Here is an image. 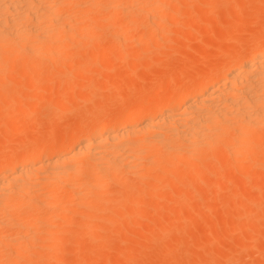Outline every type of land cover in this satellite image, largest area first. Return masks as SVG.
I'll list each match as a JSON object with an SVG mask.
<instances>
[{
  "label": "bare ground",
  "instance_id": "obj_1",
  "mask_svg": "<svg viewBox=\"0 0 264 264\" xmlns=\"http://www.w3.org/2000/svg\"><path fill=\"white\" fill-rule=\"evenodd\" d=\"M192 1L193 0H0V92L2 93L4 91L3 89H8L9 84H6L5 88L3 82L5 81L4 83L7 82L11 84L13 78H10L9 82L6 81V79L11 77H8L10 71H16L15 65L19 63L24 65L37 63L47 68L54 67L56 69L57 67L55 66H60L61 63H63L62 66L65 65V71L63 74L62 71H60V77L71 74L70 68L72 67L71 63L74 60L73 58L79 54L80 56L78 57L81 58L83 55L82 50L86 47L83 41L87 42V40L93 37L98 40V37L100 39V36H102V34L95 35L97 29H103L101 28L103 26H99L100 24H106V26L109 24H140V22H138L139 20L136 18L139 14H145L147 16H145L147 18H145V21H147L141 23L143 26L145 22L142 35L132 38L130 32L133 26H131V29L127 28L129 33L126 29L114 31L113 28L111 30L109 27L108 30L106 29V34L103 35L104 37L109 31L110 47L114 44L123 45V48L121 46L122 49L119 47L121 49V54L124 53L127 47L126 43L130 40H133L137 46L141 45V49H143V41L152 40L154 38L158 40L157 37L166 32L164 24H167L169 21L171 24L183 22L179 18H182V15H180L181 10H185V8H182L186 6L184 5L186 2ZM230 1L231 0H225V3L226 5L231 3L232 8V1L234 0ZM204 3L211 7L215 5L214 0H207ZM254 3L255 2H253V4ZM221 8H223V6ZM96 9H98V11L93 16ZM163 9H171V11H175V14L180 12V16L174 15L170 17L168 15L172 14H169L170 12L168 13ZM183 12L181 14H183ZM234 12L236 14V10H234ZM227 17L229 18V16ZM118 18L123 21L117 23L116 20ZM232 19L234 18L232 17ZM99 31L101 32V30ZM102 31H105V28ZM161 40L163 39L161 38ZM239 42L238 44L240 45ZM244 43V48L241 47V49L236 47L238 44L236 45L233 43L234 45L229 49H225L226 51L221 50L220 57L216 60V63L214 64V62H211L213 65L210 63L212 69L203 68L204 70L202 69V73L199 75V71V76L196 78H194V73H190V75H194H192L193 77L191 76L192 78L189 75L188 77L186 76L184 80L177 82L170 79L165 84L159 85V87L164 90H170L169 93L164 97L159 94L158 96H153L145 103L138 104L139 102H136V106L130 113H124V115L118 116L119 118L117 117V119L115 118L111 121L105 120L106 123L103 122L104 120L100 122L99 119H97L99 121L97 122V120L91 119V121H86L85 123L88 117H85L84 114L82 115L85 117L83 119V117L79 115L84 122L82 121V123L80 117H78V122L81 123L79 126L81 127L77 129L78 131L75 130L77 133L73 131V133L70 132V134H66L65 132L64 135H60L61 138H50L51 140L47 141L48 144L44 146H41V144L39 145L38 142L35 143L31 140H27L30 138L27 137L24 128L23 130L25 132L19 133L23 136L26 135L23 137L24 140L26 138L24 141L25 143L23 142L24 145L20 148L18 147V150L15 149L14 152L12 151L7 153L6 156L0 157V264H28L34 258H30V260L28 259V255L31 254L30 257H32V253L34 252L37 254L36 252L38 250H41V252L45 250L46 253L47 251L53 252L50 256L48 255L49 253H47L45 255L47 258H44L45 256L43 257L40 255L39 253L41 252L39 251L37 255L38 262L41 261V264H46L45 262L49 264V262H52L57 251H59V249L61 251L62 249L58 247L66 231L64 228L65 224L71 221L74 213L79 210L82 212V209H80L81 207L94 208L95 205L93 204L96 199L104 195L101 193L102 191H99L101 187L116 182H126L130 177L136 178L135 185L137 182H143L144 185V183L146 184L147 182L143 179L147 178V174L152 176V173L158 171L156 173L159 174V171H162L164 176L162 175L163 177H161V179H157L158 182L152 184L153 186L151 185L153 188L150 191L154 192H146L144 190V188H146L145 186H141V188H135L134 186L135 190L130 192V189L127 191L128 193L126 192L127 194L124 193L127 195L128 200H131V196H135L136 202L146 205L148 200H151L149 197L155 198V196L160 195L159 192L157 194L155 190L166 187V192L169 193L170 191L171 193H175L176 191H181V187L188 185V191L186 193L184 190L182 191L183 193L181 192V194L186 195V198L184 197L185 199L197 195L201 190L206 191L210 186V193L212 192L214 195L218 194L219 196L221 190L226 187L225 184L227 183L224 182H228L230 173L232 174L234 171H240L241 174L243 170L245 171V169H247L249 164L252 166V170L250 167L251 172L264 169V34L257 40L254 39L253 41ZM13 45L14 47L16 46V49L10 47ZM200 46L203 45L201 44ZM108 47L102 48V53L99 54L96 60L99 62L102 61L101 58H104L105 52L107 54ZM181 48H184V45ZM214 50L215 49H213V51ZM135 51L134 54L138 56L133 55L135 57H140L144 50L138 51L137 49ZM148 51L147 49V53L153 54L152 51ZM125 53L127 54V51ZM119 56L124 59L123 56ZM149 57L150 56H143L142 58H144V60L146 58L147 60ZM196 58L199 57L196 55ZM115 59L118 61V57ZM122 59H119V61L123 62ZM94 61L93 64L95 63ZM93 64L89 65L92 66ZM118 65L121 64L119 63ZM126 66L130 68L128 63ZM192 67H194V65H192ZM21 72L23 73L24 71ZM24 76V74L23 76L19 75V78H25ZM64 77L62 78L64 79ZM187 78L188 80H186ZM67 79L66 81H68ZM16 80H14V84L19 79ZM62 80L61 84H58L65 87L62 88L60 94L58 91V94L61 95L64 106L68 101V91L72 87L68 90L66 82H64L63 85ZM185 80L187 81V88L179 90L178 87H181L179 85L182 84V81L184 84ZM58 87L57 85V89H59ZM35 91L36 90H34V92ZM103 91L106 92V90ZM71 92L69 91V93ZM143 92H140V95ZM24 98L25 97H22V99ZM138 98L140 97H137V99ZM14 100L11 99V101ZM30 100H33V98ZM34 100L38 102H31L32 106L34 105V107L36 106L37 108V105H39L38 103H41L39 102L41 99L38 100L36 98ZM1 101L2 100H0V102ZM8 101L9 105L4 102L6 104L4 108L6 109V114L8 113V116H6L10 119L7 118L10 124L8 128L10 127L11 130V125L15 124V120L13 122V119L17 120L16 123L18 122L19 125L15 124V126L19 127L20 122L18 120H20V118H13V115L10 114L11 112L9 110L13 109V103L10 104V100ZM20 103H22L21 100ZM62 109L61 106L60 110L62 111ZM0 111L4 112L3 110ZM2 114L4 115L5 113ZM23 122L24 120L21 121L20 128L24 126ZM14 129H16V127ZM12 131L16 132L17 130L15 131L12 129ZM19 131H21V129ZM211 152L213 153L214 162L207 161L203 157V155H208V153ZM262 156L263 158H261ZM179 165H182V168L184 167V170L181 168L183 173L186 172V174L189 173V175L185 174L186 176L184 175V178L182 177L179 179L175 171V169H177L176 167H179ZM196 167H199L198 169L200 170L203 169L201 171L196 170ZM185 168L188 170L186 171ZM223 169L227 170L225 174H223V172L226 170L224 171ZM218 170L223 171L222 174H220L221 172L219 173ZM196 171L198 173L195 174L194 172ZM212 171H214L212 178L211 176L208 177L207 173L210 172L208 173V175H210ZM246 171L243 172L246 174L241 175L246 176L248 174ZM177 172L179 171L177 170ZM205 172L207 173L205 174ZM248 176L244 177L246 182H248ZM244 179L242 180L243 183H245ZM185 180H188L189 183L185 184ZM221 182L224 185L223 188ZM137 185L139 186V184ZM244 185L245 184L242 185L243 189L245 188L244 190H247V187H244ZM142 187L144 188L142 189ZM225 191L226 188L222 192L224 193ZM210 193L207 192V194ZM177 194H180V192H177ZM207 194H205V196H207ZM229 194V199L234 204H236L238 199H240L241 202L243 199H247L245 201L243 200L244 202H242L243 204L241 206L246 205L245 202L248 201L247 203H250L253 200L250 199L249 196H246V193H241L240 197L238 194H233L234 196L231 193ZM199 195L201 196V194ZM214 195H212L213 198H217V196L214 197ZM221 196H223V194ZM119 197H122V195L120 194L118 198ZM247 197L251 200L250 202ZM263 197L264 196H260L258 198L261 200ZM132 198L134 199V197ZM199 198L200 197H198V199ZM257 200L258 199H254L255 202L253 201L254 203L251 204H253V206L256 204L257 206ZM115 201H117V199ZM261 201H259V203ZM213 202L214 204L217 203L215 199ZM117 206L119 205L117 204ZM203 206L204 205H201V207ZM199 207L200 206H198V208ZM90 209L88 210L90 211ZM118 209L119 208H115V210ZM250 213L249 216L244 212L243 215H246V217L242 216V219H245L243 221H245L246 225L250 218V221L253 220L252 212L250 211ZM88 214L87 216H89ZM91 214H93V212ZM117 214L119 213L117 212ZM117 214L115 217H117ZM123 214L121 213V216H130L127 213V215L125 213ZM178 215L179 212H174L171 222H173L174 219V222L178 221L176 219L181 218V215L177 217ZM119 216L120 214L118 217ZM123 216L121 218H123ZM247 216L250 218L247 219ZM108 217H110V215H108ZM113 217L112 219H116ZM126 218L127 220L129 219L128 217ZM126 218L124 220H126ZM107 219L104 220L107 221ZM109 219H111V217ZM117 219H119L117 221L118 227L115 224L116 221L113 220V222L115 221L114 226H116L118 230V224H121L123 219L121 221L120 218ZM189 219L191 222V218ZM113 222L111 221L110 223L112 224ZM102 223H104V221ZM170 224L172 225V223ZM242 224L245 225L244 222ZM191 226L189 225L188 227L190 228ZM89 227L90 228H84L83 230L86 229L85 231L82 230L83 236L81 235V237L92 234L94 226L90 225ZM95 227L97 228L98 226L95 225ZM165 227L168 229L169 225ZM235 227L237 228V226ZM164 228H161V231ZM182 229H184V227ZM182 229L180 228L181 231ZM207 229L209 228H206L204 231L208 232ZM159 230L160 229H158V231ZM177 230L175 229V233L179 231ZM99 231H101V229ZM163 231L167 233L166 229ZM209 231L211 230L209 229ZM76 232L78 233V231L75 230V233ZM149 233L148 235H150ZM84 234H86V236ZM209 234L211 235L210 232ZM112 235H114V232ZM202 239L201 237V239L197 240V242L200 240L197 247L202 243ZM213 239L214 237L206 240L211 245L213 241L212 243L209 241ZM254 239L256 243V238ZM206 240L204 241L206 242ZM246 241L248 240L246 239L245 242ZM208 243H206V246ZM201 245L203 246V244H200V247ZM169 250L167 251L169 252ZM231 250L227 251V253L232 252ZM211 252H213V250ZM167 254L170 255V253ZM204 255L206 254H203V256L202 254H197V259L202 257L200 261L197 260L199 263L201 261L205 262V260L207 263L208 260H212V264H216L213 262L214 258H212L210 254L206 257ZM216 256L219 255L217 254ZM208 257L211 258L209 259ZM37 261L35 263H37ZM127 261L131 260L127 259ZM210 262L207 264H211Z\"/></svg>",
  "mask_w": 264,
  "mask_h": 264
},
{
  "label": "rangeland",
  "instance_id": "obj_2",
  "mask_svg": "<svg viewBox=\"0 0 264 264\" xmlns=\"http://www.w3.org/2000/svg\"><path fill=\"white\" fill-rule=\"evenodd\" d=\"M206 1L207 0H193L192 2H186V4H184L186 6L182 8V9L185 8V10L183 11L186 12H183L182 10L181 13L183 12V14L179 12L180 15H182V18L179 17L180 16L179 13L175 14V11H171V9H163L164 11L166 10V12L168 13L170 12L169 14H172L168 16L171 17L176 15L183 22L179 24H171L169 21L167 22V24H164V28L166 29V32L160 34L161 36L159 35L157 37L158 40L154 38L152 40L143 41L144 42L143 44L140 43L142 44L143 49H141L140 44H139L140 46H137V44H135L133 40H130L131 42L128 41L126 43L127 47L125 48L123 54H121V49L123 48V45H121L122 48L120 45L117 44L111 45L110 47L109 31L107 33L108 36L105 35L103 37V35L106 34L107 32L106 29L108 30L110 27V29L112 30L113 28L114 31L118 29L128 30L129 28L131 29V26H133L132 31L130 30L131 31L130 34L132 35V38H136L138 37V35L143 34L144 32L143 26H145L144 24L147 21V20L145 21V18L147 16L145 14L144 15L139 14L136 19L139 20L138 22H140V24L138 23L133 25L129 24L130 27L128 24H124V25L109 24L110 26L107 25L108 27L106 26V24L105 25L100 24L99 26H103L101 27L103 29H99L101 30V32L97 29L99 32L96 30L95 35L102 34V36H100V39L98 37V40L96 38L94 39V37L93 38L90 37L93 40L90 39L87 40V42L83 41L84 46L86 45V47H84V49L82 50L83 55L81 56V58L78 57L80 56V54L77 56L75 55L76 57L73 58L74 60L72 59L73 60V62L71 63L72 67L70 68L71 74H69L68 76L64 75L65 77L62 76L64 77L65 81L62 77H60L61 76L60 71H62V74L65 71L64 68L65 65L62 66L63 63H61L60 66H55L59 70H57L54 67L47 68L37 63L31 65H27V64L24 65L19 63L15 65V67L17 68L16 69L14 67L16 71L15 72L10 71V73L8 72L9 73L8 77L9 76L11 77L6 79V81L9 82L10 78H13L12 81L13 83L11 82L10 84L7 82L4 83L5 81L3 82L5 88H6V84L7 85L9 84V86L10 85L11 86L10 87L8 86V89H3L4 91L6 90L5 92L3 90L2 93L0 92V100H2L0 102V104L2 103L0 105V108H4L6 104L9 105L8 100H10V104L13 103L12 104L13 109H10L9 111L11 113L10 112L9 113L13 115V118H20V120H18L20 122V126H21V121L24 120L23 122L24 126H22V128H20V126L19 127L15 126V124H18V122L16 123L17 120L13 119V122L15 120V124L11 125V127L13 130L15 131L17 130V131L14 132L12 131V129L10 130V127L8 128V126H10L8 122L10 119L9 117H7L8 113L6 114L5 108L0 109L4 111V112L0 111V157H4L6 156L7 153H10L12 151L14 152L15 149L18 150V147L20 148L22 145H24L23 142L26 140V138L24 140L23 137L26 135L28 138H30L27 140H31L32 142L35 143L38 142L39 145L41 144V146L42 145L44 146L47 145L48 144L47 141H50L51 139H58L59 137L61 138L60 135H64L65 132L66 134H70V132L73 133V131L81 127L79 126L81 125V123L78 122V117L84 114L85 117H88L89 119V120L88 119L85 120V123L86 121H91V119L95 121L99 119L100 122L104 120L103 122L106 123L107 120L111 121L115 118L117 119L118 116L120 117L121 115H124V113L128 114L132 111V109H134V107L136 106L135 104L136 102H139L138 104L145 103L149 101L153 96H158L159 94L160 96L164 97L169 93L170 90L169 91L164 90L163 88L159 87V85L165 84L170 79L173 81L175 80L176 82L180 80H184L186 76L188 77L190 75V73H194L195 74L194 78H196L200 75V73H202L203 68L206 69L208 68L209 70L212 69V67H210V63L211 62L212 63L214 62V64L216 63V60L220 57L221 50L226 51L225 49H229L234 44L237 45L239 40H240L239 42L240 45L238 44L239 46L237 45L236 47H239L238 49H241V47L244 48V44H245L244 42L253 41L254 39L257 40L264 34V0H240V1L231 0L233 2L232 8H231V3L226 5L225 0H214L215 5L213 7L207 6V4L204 3ZM253 2L255 3L253 4ZM222 6L223 8H221ZM241 7L243 10L241 9ZM234 10H236V14L238 13L237 15L235 14ZM97 11L98 9L95 10L94 14L93 13L91 14H93L94 16L97 13ZM226 14L227 16H229V18L226 16ZM225 17L228 19H226ZM232 17L234 19H232ZM122 21L123 20L119 18L116 20L117 23H120ZM143 21L145 22L142 26L141 23H143ZM104 28L105 31H102L104 30ZM161 38L163 40H161ZM223 41L226 43H224ZM201 44L203 46H200ZM183 45L184 48H181ZM10 47L16 49V46L14 47V45ZM104 47H108L107 50L108 52L107 54L106 52L104 53V58H101L102 61L99 62L96 59L99 57V54L102 53L101 51L102 48ZM202 47L206 49L204 50ZM137 49L138 51L141 50L147 51L148 49L149 50L148 52L152 51L153 54L147 53L146 51L145 53L143 51L142 54L140 55L141 58L135 57L134 55L137 54L134 53L136 52L135 50ZM213 49L215 50L213 51ZM126 51L127 54L125 53ZM198 51L199 53L201 51L202 54L201 53L199 54ZM119 55L123 56L125 61ZM196 55L199 58H196ZM143 56L145 57L150 56V57L147 58V60L146 58L144 60V58H142ZM117 57H118V61L119 59H122L123 62L119 61L121 65H118L119 63L117 64L118 61L117 59H115ZM182 59L183 60L186 59V60L183 61ZM93 61L95 62L94 64ZM127 63L129 64L130 68L126 66ZM89 64H93V65L90 66ZM201 64L203 65V67ZM106 65H108L109 67ZM192 65H194V67H192ZM41 70L42 72L40 73ZM21 71H24L26 73L24 72L22 73ZM23 74L25 75L24 76L25 78L23 77L19 78V75L23 76ZM192 75H190V77ZM15 78L19 80L17 81ZM66 79L68 81H66ZM14 80H16L19 85L17 84V82L14 84ZM61 80L63 82L62 83L63 85L64 82H66V87H68L67 88L68 90L72 87L69 90L70 92L71 91L72 92L69 93L68 91L69 96L67 103L65 102L66 106L65 105L63 106L61 95H59L62 88L65 87L59 85L61 84ZM186 80H188V78ZM186 80L184 84L183 81L181 82L182 84H180L179 82L180 84L179 86H181L178 87L179 90H184L187 88ZM12 84L13 85L17 84V85L13 86ZM57 85L59 86L58 87L59 89H57ZM30 88L32 89V91ZM34 90H36L35 91L36 93L34 92ZM103 90H106V92ZM140 92H143L141 94L143 96L140 95ZM22 97L25 98L22 99ZM35 97L38 100L41 99L39 100V102L41 103H38L39 105H37V108L36 106L34 107V105L32 106V103L37 101L34 100L36 99ZM137 97L140 98L137 99ZM32 98L33 100H30ZM11 99L13 100L15 99L17 101L15 100L11 101ZM19 99L21 100L22 103H20ZM61 106L64 109V110L62 109V111L60 110ZM2 113L5 114L3 115ZM82 117L83 119L85 118L84 116ZM83 119H81L80 117L81 122L82 121L84 122ZM99 121L97 120V122ZM14 126L16 127V129H14L15 128ZM18 128L19 130L21 129V131H19ZM23 129L26 131V135L24 136L22 134L21 135L19 134L25 132ZM74 133L77 132L75 131ZM203 157L207 161L214 162L212 152L208 153V155H203ZM261 158H263V156ZM250 167L252 170V166L250 164L247 167V169L249 170L245 169V171L247 170L246 172H248L246 176L249 175L248 176L249 178L247 180L248 182H246V179H244V177L246 176L241 175V174H246L243 173L245 172L244 170L241 172V174L240 171L239 172L234 171L232 174L230 173L228 182H224L227 183L225 184L226 185L225 187L226 191L224 192L225 194L222 192L225 190V188L221 190L219 196L218 194L214 195L211 192L212 195H214V197L217 196V198H213V196L211 195L210 193L211 186H210L206 191L201 190L197 193V195L185 199L186 195L181 194V192L184 190L186 193L188 191V185L185 186L182 185L183 187H181L182 188L181 191L175 192L171 190L172 192L175 193H171L170 191L169 193L166 192L167 187L161 188L159 190L158 189L155 190L157 191V194L159 192L160 195L155 196V198L149 197V199L151 200H148V203L146 205L139 204L138 202H136L137 200L135 196H131V200L127 199V195H126L128 193L127 191L131 189L130 192H132V190H135V188H141V186H145L146 188L142 187V189L144 188V190L146 192L148 191V193L154 192V191L152 192L150 191L153 188L152 184L158 182V180L164 176V173H162V171L161 172L159 171V174L156 173L158 171L152 173L153 177L147 174L146 175L147 178L143 179L146 180L147 182L146 184L144 183V185L143 182L142 183L137 182L139 186L137 184L135 185L136 178L130 177L126 182H116L111 185L101 187L99 188V191H102L101 193L104 194L103 195L104 197L99 196L96 199L95 203L93 204L95 205L94 208L90 209L89 207H83V208L81 207L80 209H82V212L81 210H79L78 212L74 213L72 215L71 221L65 224L64 228L66 231L64 236L61 238L58 247L62 249L61 251L60 249L59 251H57L58 254L56 253V255L58 257L55 255L53 261L49 262V264H201V262L202 264L203 263L207 264L210 261H211L210 263L212 264V260L210 261L208 260L207 263L206 260L205 262L201 261L199 263L202 257L197 259V254H202V256L203 254H206L204 255L205 257L207 255L209 256L210 254V256L214 258L213 262H215L216 264H257V263L263 264L264 263V197L263 199H261L262 201L259 200L258 197L264 196V169L254 170L253 168L254 171L251 172ZM176 168L177 169H175V171L176 174L178 175V178L179 179L182 177L184 178V175L186 174V172L183 173L184 167L182 168V165L181 166L179 165V167ZM181 168L183 170H181ZM198 168L196 170H200ZM177 170L179 172H177ZM187 170L188 169H186V171ZM220 170H218V172L219 173L221 172L220 174H222L223 171ZM213 172L214 171H212V174L210 175H208V173L210 172L208 173L205 172V174L207 173V176L208 177L211 176L212 178ZM226 172L227 170L223 172V174H225ZM194 173L196 174L198 172L196 171ZM187 174L189 175V173ZM242 178L244 179L245 183L242 182L243 180ZM188 183L189 181L185 180V184ZM243 184H245L244 187L246 186L247 190H244L245 188L243 189L242 186ZM221 185L223 188L224 185L222 184V182ZM177 192H180L181 195L177 194ZM207 192L210 194H207ZM229 193H231L232 195L238 194L239 197L241 193H246V196H249V198L253 200L251 201L247 197L249 202L250 201L251 202L247 203L248 202L247 201L245 202L246 205L241 206L243 204L242 202H244L247 199L245 200L243 199L244 201L242 200V202L240 199H238L237 202L239 203L240 205L239 206L237 202L236 204H234L233 202L230 201ZM120 194L122 195V197L118 198ZM199 194H201V196ZM205 194H207V196H205ZM222 194L223 196H221ZM132 197H134V199ZM198 197L200 198L198 199ZM116 199L117 201H115ZM214 199L215 202L217 201L216 204H214L213 202ZM232 199L234 200L233 197ZM254 199H258L257 206L256 204L254 206L253 204H251L255 202ZM259 201L261 202L259 203ZM116 203L119 206H117ZM201 205H204L205 208L204 206L201 207ZM121 206L124 208H122ZM198 206L200 207L198 208ZM115 208L116 209L119 208V209L115 210ZM201 208L204 210H202ZM88 209H90V211ZM95 210L96 211L99 210V211L96 212ZM249 210L252 212L253 215L252 221H250L251 218L249 216L251 213ZM176 211L179 212L181 218L176 219L178 221L174 222L175 220L174 219L173 222H171L173 213ZM203 211H205L206 213ZM92 212L95 215L91 214ZM111 212L114 214H112ZM117 212L120 214V216L121 213L122 214L129 213L128 215L130 216H126L129 219L127 220V218L123 216L124 214L122 216L123 218L125 217L126 220H124L125 218L124 219L121 218L122 216L118 217L119 214H117ZM244 212L245 214L247 213V215H249L247 216V219L250 218V220H248L247 225L245 221H243L245 219H242V216L246 217V215H243ZM87 214L89 216H87ZM116 214L117 217H115ZM108 215H110L111 219H109L110 217H108ZM179 215L177 217H179ZM192 216H194L195 218ZM112 217L116 219L120 218V221L123 219L121 224H118L119 225L118 230L116 226H117V221L119 219L117 220L112 219ZM103 218L104 219L108 218V219L107 221H105ZM189 218H191V222ZM113 220H115L116 223L115 221L113 222ZM103 221L104 223H102ZM111 221L113 222L112 224L110 223ZM243 222L245 225L242 224ZM114 223L116 224V226H114ZM170 223H172V225ZM190 223H194V224H190ZM102 224H104L105 226ZM90 225L94 226V231L92 232V234L87 236L86 234H84L86 237H81V235L83 236V231L86 230L83 229L86 227L90 228L89 227ZM95 225H97L99 228L98 227L96 228ZM168 225L169 227L167 229V227L165 226ZM189 225L192 226L189 228L188 227ZM233 225L237 226V228ZM182 226L184 227L185 230L182 229L183 228ZM157 228L160 229L159 230L160 232L158 231ZM161 228L164 229H162L161 231ZM180 228L182 229V231L180 230ZM206 228H209L212 232L209 231V229H207L208 232L204 231ZM100 229L101 231H99ZM165 229L167 230L168 234L166 233V231H163ZM175 229L179 230V231L177 230L179 234L178 232H176L177 234L175 233ZM75 230L78 231V233L77 232L75 233ZM69 232L70 233L72 232L71 234L73 235H71ZM113 232L114 235H112ZM205 232L208 234H206ZM209 232L211 233V235L209 234ZM148 233L150 235H148ZM201 237L204 240L214 237L213 240L209 241L210 243H212L213 241V243L210 245L207 242V240L205 242L202 239L201 240L202 243L200 244H203V246L201 245L200 247L199 244L198 245L199 248H198L197 244L200 242V240L198 242L197 240L201 239ZM215 238L217 241L215 240ZM248 238L250 239V241ZM254 238H256V243ZM246 239L249 242L248 241L245 242ZM145 240L147 243L145 242ZM206 243H208L209 246L208 244L206 246ZM217 244L219 245V247ZM174 249L176 252L174 251ZM167 250H169V252ZM212 250L214 253L211 252ZM229 250H231L232 252L227 253V251ZM39 251L41 252V250H38L36 252L37 254L33 252L32 257H30L31 254L28 255L29 256V258L27 257L28 259L34 257L32 261H30L28 264L31 263L41 264L40 263L41 261L39 262L37 261L38 260L37 255ZM47 253H49L48 255L50 256L52 255L53 252L47 251ZM47 253L45 250L44 251L42 250V252L39 254L44 257ZM167 253H170V255ZM217 254L219 256H216ZM44 258H47V256H45ZM91 259L94 261H92ZM127 259L131 261H127ZM36 261L37 263H35ZM45 263L47 264V262Z\"/></svg>",
  "mask_w": 264,
  "mask_h": 264
}]
</instances>
